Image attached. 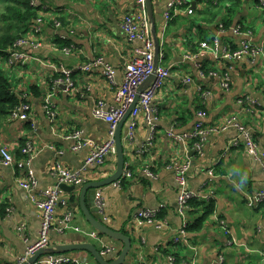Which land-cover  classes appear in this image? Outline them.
Masks as SVG:
<instances>
[{
  "label": "crops",
  "instance_id": "1",
  "mask_svg": "<svg viewBox=\"0 0 264 264\" xmlns=\"http://www.w3.org/2000/svg\"><path fill=\"white\" fill-rule=\"evenodd\" d=\"M40 1V2H39ZM40 14L44 23L40 37L44 44L32 51L38 61L32 60L23 67H14L18 71L22 87L13 91H25L29 95L31 110L25 121L0 118V146H6L14 154L21 141H31L41 148L31 161L37 186L36 193L58 186L57 178L51 174L54 164L60 163L68 168L77 169L83 165L88 148L72 151L73 141L66 136L74 131H82L85 138L101 143L108 137L110 125L93 117L91 110L96 99H103L106 108L113 104L115 85L108 83L97 71L85 73L77 66L92 58L101 57L115 70V81L123 78L124 67L141 46L138 40H129L120 27L125 14L136 10V0H39ZM194 0H189L191 4ZM208 0H197L195 10L203 9ZM156 34L159 41L158 64L171 66L170 75L154 98L158 108L156 126L151 132L143 114L139 116L133 129L131 140H125L126 122L122 128L125 162L130 164L133 177L124 187L115 184L100 187L104 199V208L98 213L104 216L107 225L113 229L131 231L133 240L123 264H138L140 256L145 264H170L167 255L179 253L182 259L191 258L197 252L198 264H250L264 262V207L248 208L245 205L247 195L264 189V177L257 161L251 158L242 146L226 148L235 135L233 129L213 133L204 143L202 156L192 149V141L182 144L169 137L172 129L181 134L192 130L198 124L205 127L215 126L224 116L236 114L248 127L255 141L264 150V55L254 59L243 58L233 62H214L209 51L203 57V64L227 71L230 77L229 90L219 86L218 79L208 74L200 76L192 61L183 60L187 52L195 53L202 41L210 42L215 36L222 45L236 48L244 38L234 34L232 25H240L249 30L252 43L264 42V10L259 0H243L232 17L228 28L220 31L217 17L210 23L202 24V30L191 26L184 11L170 20L162 31V11L169 0H151ZM54 17H65L63 28L54 27ZM73 33L70 41L79 49L77 52L63 55L57 44L58 35L66 34V28ZM163 33V36H162ZM162 36V37H161ZM202 39L191 50L192 43ZM191 40V43L189 42ZM76 68L72 79L76 92L69 94L65 85L53 84L51 78L54 67ZM8 69L10 67H7ZM207 73V74H206ZM185 79H191L185 82ZM12 84V87L16 86ZM37 85L39 95L28 88ZM55 86V87H54ZM52 92V104L56 118L50 121L43 109L46 93ZM16 95L19 97L18 93ZM245 96L256 100L254 106L241 107L237 100ZM200 105L203 108H200ZM201 114V115H199ZM190 158L188 186L198 195L200 201H213L214 213L205 222L199 232H187L186 244H174L172 237L181 224L176 213V182L173 172L166 168L172 159ZM16 161L20 158H16ZM149 165L155 172V178L149 179L140 174V170ZM116 166V155H109L98 166L88 167L84 174L85 183L98 181L111 175ZM208 170H212L210 175ZM23 169L0 165V264H16L17 258L35 243L39 236L40 218L34 203L18 185L16 177ZM83 185V184H82ZM78 186L80 187L82 186ZM79 190L62 191L60 203L55 208L53 229L49 232V245L90 242L97 249L102 243L112 245L116 251L121 245L107 237L94 239L90 236L95 230L86 221L79 207H74L71 196L78 197ZM78 205V201L75 202ZM162 205L168 219V227L156 229L145 224L134 232L131 230V217L136 209L156 208ZM73 210L67 227L61 226L63 215ZM200 213H194L197 215ZM225 221L228 233L216 222V218ZM190 220L191 215L186 214ZM23 224L24 229L18 230ZM139 236L145 242L140 245ZM103 241V242H102ZM155 248L158 250L156 251ZM162 249L169 253L163 254ZM116 251L106 258L116 257ZM69 257L97 264L90 253L75 250L65 253ZM223 262L218 263V256ZM263 255V256H262ZM174 256V255H173ZM46 256H42L39 262ZM37 262V264H39ZM73 264V263H66Z\"/></svg>",
  "mask_w": 264,
  "mask_h": 264
},
{
  "label": "built area",
  "instance_id": "2",
  "mask_svg": "<svg viewBox=\"0 0 264 264\" xmlns=\"http://www.w3.org/2000/svg\"><path fill=\"white\" fill-rule=\"evenodd\" d=\"M213 3H217V0H213ZM32 6L38 5V0H32ZM259 6L264 10V0H259ZM194 8L191 7L189 0H169L162 11V31L164 32L167 23L172 20L177 13L184 11L186 15L193 14ZM34 25L26 32V34L19 39L15 40L7 50V57L5 59L6 66L21 67L27 65L32 60H37L32 55V51L42 47L44 44L43 39L40 37L44 18L42 14H39L37 18L33 20ZM54 27L62 29L64 26L57 20L53 22ZM120 27L123 33L129 40H138L141 46L134 49L133 57L128 61L124 67V73L122 80L118 83L115 81L114 68L105 62L101 57L92 58L86 62L81 63L77 68L85 73L97 71L102 77L108 81V83L115 85L113 104L106 108L103 99L99 98L94 101L91 113L94 118L101 119L110 125L108 137L101 143H94L92 140L85 138L82 135V131L74 130L70 132L66 138L73 141L71 145L72 151H80L88 148V154L84 159L83 165L77 169L68 168L60 163L53 165L51 174L57 178L58 183H65L68 185L80 186L85 182L84 174L88 167L101 165L109 155L115 154V142L114 131L119 119L125 113L130 103L132 102L138 86L152 73L154 66V43L151 37L150 21L147 15L145 0H136V10L131 14H125L120 21ZM220 31H223V26L220 25ZM231 30L234 34L242 35L244 38L239 42L236 48L230 49L222 45L220 39L215 36L210 42L202 41L199 46V50L195 53L187 52L183 55V60L192 61L196 67L200 76H205L203 71V57L206 52L209 51L212 55L214 62L220 63L224 61H236L243 58L254 59L258 56H262L263 44H252L248 38L250 35L249 30H244L240 25H232ZM66 34L58 35V38L62 41L70 40V35L73 33L71 28H66ZM163 36V33H162ZM161 36V37H162ZM63 55H69L70 53L77 52L79 49L70 41L69 45H65L59 49ZM229 62V63H230ZM171 66H161L157 64L155 69V79L139 93L138 100L129 114L126 121L125 140H131L133 137V129L140 115L143 114V118L146 121L151 132H153L156 121L158 118V108L154 104V98L157 92L162 87L163 83L170 75ZM76 68H68L59 66L54 67V71L58 77L53 80V84L56 86L58 83L65 85V90L69 94L76 92V87L72 79V73ZM210 76H214L218 79L219 86L223 90H229L230 77L227 71L221 73L215 72V69L208 72ZM191 79H185V82H189ZM54 86V87H55ZM19 95L20 102L14 106L7 118L9 120L25 121L28 119L29 112L31 110V104L29 102V95L25 91L16 92ZM53 93L48 92L44 96L43 109L50 121L56 118V111L52 104ZM237 103L241 107L245 105L254 106L257 102L253 98L245 96L242 99L237 100ZM201 115V114H199ZM228 129H233L235 135L229 140L227 147L242 146L245 152L257 161L260 165L263 177H264V150L258 145L254 139L252 131L246 127L236 114H228L223 117L220 123L215 126L205 127L198 124L192 130L178 134L172 129L168 132L169 137L174 139L175 142L186 144L192 141V149L198 156H202L204 153L203 146L208 136L213 133H221ZM194 141V142H193ZM52 148L48 145L37 147L32 144L31 141L25 142L21 147L22 157L16 161L14 154L6 146H0V165L14 166L23 169L24 171L16 177L18 185L27 193L30 200L34 203L38 215L40 218V230L39 236L35 243L30 245L23 255L17 258L16 264H23L26 259L32 255L37 249L48 247L49 245V232L53 229L54 225V213L55 208L60 203V197L62 191L58 186L45 190L40 193H36L37 186L36 176L33 170L30 168L31 161L36 153L41 148ZM191 167L190 158L175 159L172 158L166 168L170 169L175 177L176 182V213L181 219L180 226L176 229L172 242L174 244H186L188 235L185 229L186 213L189 208V201L193 198H197L198 195L194 193L188 186V172ZM210 175L213 174L212 170H208ZM140 174L149 179L155 178V172L149 165L144 166L140 170ZM133 177V171L130 168V164L126 162L124 164L123 173L120 179L113 184L120 186L121 179L129 180ZM94 203L101 209L104 205L102 198V190L97 188L94 194ZM260 203H264V189L251 193L246 196V205L256 207ZM162 205L156 208H139L136 209L131 219V230L136 232L142 228L145 224H150L156 229H164L168 227V219L166 215H160ZM73 210L66 212L60 220L61 226L56 228V231H62L65 229L73 216ZM216 222L223 229L225 233H228L227 224L224 220L216 218ZM24 229V225L21 224L18 227L19 231ZM90 236L94 239H99L97 232H91ZM103 242V241H102ZM140 245L145 242L143 236H139ZM100 248V254L107 257L109 254L115 251V247L112 245H104L102 243ZM157 251L158 249L155 248ZM194 254L191 258L182 259L179 262L175 260L173 255H167L166 260L170 264H198L196 260L197 252L195 248H192ZM223 262V256H218V263ZM89 264L86 261H81L77 258L69 257L67 254L47 255L42 259L39 264ZM138 264H145V260L140 256Z\"/></svg>",
  "mask_w": 264,
  "mask_h": 264
},
{
  "label": "trees",
  "instance_id": "3",
  "mask_svg": "<svg viewBox=\"0 0 264 264\" xmlns=\"http://www.w3.org/2000/svg\"><path fill=\"white\" fill-rule=\"evenodd\" d=\"M39 1V0H38ZM243 0H217V3H213V0H208L206 6L201 10H193V14L188 15L189 22L191 26H196L199 30H202V24L210 23L214 21L217 17H220L219 21L222 23L223 27L226 29L232 22V17L234 13L239 8ZM32 0H0V20L3 23V26L0 27V118H5L10 113L11 109L16 106L20 100L16 93L13 91L12 83L9 76V69L5 65V59L7 57V50L12 45V43L24 36L26 32L34 25L33 20L37 18L40 14V9L37 6H32ZM40 2V1H39ZM44 17V16H43ZM54 20H57L63 24L67 23L65 17H54ZM198 36V40L195 43H192L191 50H196L198 43L202 40ZM191 43V40L189 41ZM70 40L62 41L57 39L58 48H62L65 45H69ZM4 64V65H3ZM12 67V66H9ZM23 67V66H21ZM204 70L208 72L212 68L210 64L205 67L203 64ZM219 71V69H217ZM207 74V73H206ZM57 75L54 74L51 78V81L56 79ZM29 89L35 91V95H39L37 90V85L30 84ZM200 108H203L200 105ZM194 142V141H193ZM193 144V143H192ZM24 141H21L20 147L15 155L16 158H21V147H23ZM129 181L126 179H121L120 186L124 187L128 184ZM71 202L75 204L77 202L74 196H71ZM77 206V204H75ZM246 205V198H245ZM247 206V205H246ZM257 206L264 207V203H260ZM256 206V207H257ZM248 207V206H247ZM251 207V208H256ZM249 208V207H248ZM200 213L194 215V213ZM214 213V202L213 201H200L198 198H193L189 201V208L187 210V215H191V219L186 222L185 229L187 232H199L204 227L205 222L208 220L210 215ZM160 215H165L164 210L160 211ZM219 218V217H218ZM220 219V218H219ZM120 231L131 238L132 234L129 230L120 229ZM101 237H104L103 234L98 233ZM111 240V239H110ZM115 243H121L119 241H114ZM122 246V245H121ZM119 250L116 254L119 253ZM163 254L169 253V249H162ZM175 260L179 262L181 260L179 253H173ZM263 256V255H262ZM108 260H111L108 258ZM252 264V263H250ZM253 264H264L262 261L254 262Z\"/></svg>",
  "mask_w": 264,
  "mask_h": 264
},
{
  "label": "water",
  "instance_id": "4",
  "mask_svg": "<svg viewBox=\"0 0 264 264\" xmlns=\"http://www.w3.org/2000/svg\"><path fill=\"white\" fill-rule=\"evenodd\" d=\"M196 1L197 0L192 1L191 3L192 8L196 6ZM145 5L147 10V15L150 21L151 37L154 43V66L152 73L138 86L132 102L130 103L129 107L122 115V117L119 119L116 125L114 131L115 155H116L115 170L111 175L103 179L84 183L80 187V189L76 185H68L65 183L58 184L60 190L64 192L79 190L78 197H76V200L78 201V205H77L79 207L78 209L80 210L86 221L89 223V225L97 232V234L98 233L103 234L105 237L114 241H119L121 243L122 246L119 250V253L114 259L108 260V258L100 254V249H97L95 245L90 242L58 244L54 247L48 246L37 249L32 255H30L27 258V260L23 264H36L37 262H39V259L42 256L65 254L67 252L75 251V250H82L90 253L97 264H123L126 255L130 251L131 238L128 235L122 233L121 231L113 229L107 225L106 221L104 220V216L98 214L100 210L96 207L94 203V194L97 188L110 185L121 178L125 164L124 140L122 138V128L138 100L139 93H141L150 84V82L155 79L156 76L155 69L158 64L159 41L156 34V27H155L151 0H145ZM77 206L74 204V207ZM98 236L100 235L98 234Z\"/></svg>",
  "mask_w": 264,
  "mask_h": 264
},
{
  "label": "rangeland",
  "instance_id": "5",
  "mask_svg": "<svg viewBox=\"0 0 264 264\" xmlns=\"http://www.w3.org/2000/svg\"><path fill=\"white\" fill-rule=\"evenodd\" d=\"M1 26H3V23H2L1 20H0V27H1ZM251 43H252V42H251ZM252 44L258 45V43H252ZM262 44H263V47H262V55H264V42H262ZM36 58H37V57H36ZM35 61H38V62H39L38 58H37V60H35ZM230 61H232V59H231ZM230 61H228V62H230ZM236 61H237V60H236ZM3 65H4V64H3ZM6 67H8V66H6ZM14 67H15V66H14ZM14 67H10V68H9V76H10V80H11V83H12V84L15 83V82H17V83H16V86H15V87L13 86V88L16 89V88H18V86H20V87H22V86L18 83V82H20V80H19L20 78H19V76H18V71H17L16 68H14ZM215 72H218L217 69H215ZM220 72H221V71H220ZM57 77H58V75H57ZM16 92H18V91L16 90ZM244 125H245V124H244ZM245 126H246V125H245ZM39 151H40V150H39ZM39 151H38V152H39ZM38 152H37V153H38ZM37 153H36V154H37ZM34 157H35V156H34ZM34 157H33V158H34ZM84 183H85V182H84ZM84 183H83V184H84ZM102 198H103V194H102ZM103 201H104V199H103ZM96 207H97V206H96ZM97 208H98V207H97ZM103 208H104V205H103V207H102L101 209L98 208V209L100 210L99 213L102 212ZM130 233H131V231H130ZM132 240H133V236H132ZM105 244H106V243L104 242V245H105ZM106 245H107V244H106ZM101 248H102V247H101ZM120 248H121V247H120ZM115 251H116V248H115ZM117 251H118V250H117ZM117 251H116V252H117ZM23 254H24V253H23ZM117 255H118V254H116V256H117ZM113 259H114V258H113ZM26 260H27V259H26ZM24 262H25V261H24ZM24 262H23V263H24ZM251 263H252V262H251ZM36 264H37V263H36ZM252 264H253V263H252Z\"/></svg>",
  "mask_w": 264,
  "mask_h": 264
},
{
  "label": "bare ground",
  "instance_id": "6",
  "mask_svg": "<svg viewBox=\"0 0 264 264\" xmlns=\"http://www.w3.org/2000/svg\"><path fill=\"white\" fill-rule=\"evenodd\" d=\"M106 245V244H105Z\"/></svg>",
  "mask_w": 264,
  "mask_h": 264
}]
</instances>
